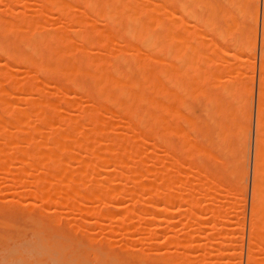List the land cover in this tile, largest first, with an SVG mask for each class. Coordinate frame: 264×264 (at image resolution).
I'll use <instances>...</instances> for the list:
<instances>
[{
	"label": "bare ground",
	"instance_id": "obj_1",
	"mask_svg": "<svg viewBox=\"0 0 264 264\" xmlns=\"http://www.w3.org/2000/svg\"><path fill=\"white\" fill-rule=\"evenodd\" d=\"M176 1L177 0H0V7L1 6L5 7V8H0V59L4 62L2 63L0 61V79L2 78L3 80V83L0 84V93L1 91L5 92L7 90L9 91V93L10 91L13 92V95L7 94L8 96L5 99L0 98V121L5 122L2 126L3 128L0 127L1 128L0 129V142H1L0 143V174L4 176L3 182H6V184H8V187L10 188L11 190L10 194L15 195V196H20L22 192L18 190V186L27 187L30 191V194L27 195L23 203H20L19 200L17 201L11 200L7 202L8 204L5 203L7 204L8 207H15V205H22V206L27 205L26 210L28 209V207H32V209L33 207H38L40 210L38 213L39 215L38 217L30 218L31 219L30 221H32V224L35 228V230H33V236H34V240H36V241H32V239L29 240L31 241L29 242V245L32 248V249L30 248L31 250L34 249L35 251H39V252L40 251L44 253L47 252L46 254L50 252V255L55 252L54 254L57 255V254L62 253L64 250L68 248L71 249V247L72 248L74 247V251L76 252H78L80 249L88 248V250H90L92 254L94 255L93 258L96 261V262L94 261V263L96 264H126L117 255H113L111 251L105 249L106 245L107 247L112 248L110 244L111 240L109 238H107L105 235H101L99 237L92 236L84 232L83 230H79L77 228V225L89 226V227H92L94 223L95 225H97L101 221V219L109 218V216L113 215L112 209L110 208H116L123 199L125 198L128 199L129 195H130L129 198L131 197L130 199L135 197V201L133 203H136L137 200L139 199H144L146 196L153 195L154 196L153 198L155 197L163 198V200L161 201L154 200L153 202H150V204H145V205L142 204V206H139V207L138 205L135 204V206H131V209H130L131 211L128 210L129 214L134 215L136 214L135 212H137L138 216H139V213L156 216L159 210L161 209L165 210V206H166L165 204L166 202H168L166 201L168 197L166 196L167 198H165V195H164L165 193L163 192L164 194H162L163 190L161 188H156L154 186L155 187L154 189L153 187L154 183L152 184V181L157 182L159 179L160 181H163V182L165 181V180H161L162 177H160L159 171L157 170V166L161 165L159 163L161 162L159 161L160 159L157 158L158 152H159L158 150H160L161 148L157 150L156 148L157 143L159 141L160 142L163 141L160 139H165V141L168 142L166 143L163 141V144L166 143L165 145L166 148L167 146L172 147L174 144L173 145L171 144L172 141L170 142L169 137H171V134L172 136L173 134H176L174 133L176 131H174V129H171L170 133L166 137L164 136L163 138V135L161 136V132H163L161 131V128H164L165 130L167 128L166 125L169 128L172 127V125H169L167 122L170 121L169 119L172 120L173 118L170 114H169L170 116L168 117V119L166 118L167 116L164 117V115H168V114H164L163 115L164 118L162 117L163 119L160 116L161 115L160 112L162 111L161 108H163V110L166 112L167 110H170L173 107H176L174 106V103L176 104L178 100L175 102V99L173 100L171 99V97L175 96L176 98L177 96L179 98V96L176 95L177 93H175V95L172 94L173 91L176 92L178 90L175 87L176 91L169 90L172 95L167 93L168 96L171 95L169 98L171 99V102L168 100H166L165 102L162 99V94L164 92L166 93L167 91V84L170 87L172 86L174 87V85L176 86L177 83L175 84V81L178 76H176L175 78V74L179 75V73L175 71H174L175 74H173L172 67H174L177 64V63L174 64V62H172L173 60L165 61V63L161 62L164 60V58H162L161 55L165 52L168 55L169 53L168 49L171 48V46H173L174 44L173 42L174 41L176 42L177 40L176 39L173 41L174 37L177 38V35H173L172 33L174 31L173 30L174 29L173 20L175 18L174 13L176 12V11L174 12L173 9H174V6L178 4L179 2L178 1L175 4ZM180 1L183 2L182 0ZM196 1L200 6L202 5V7H204L205 11L207 10L208 12L207 14L209 15L212 14L213 17L212 18L210 17L212 19V20L210 19L211 22L213 21L214 15L218 16V14L219 13L221 14L223 11L222 6H221L222 4L220 5L216 2H211L212 0H196ZM246 1L249 3L252 0H249V1L246 0ZM246 1H245V7H247L248 5ZM192 2L191 4H193ZM223 3H227V0L226 2H223ZM228 3L232 4V2L230 1H228ZM198 4H197V7L199 6ZM24 5L30 6V7L24 8L23 7ZM187 5L189 6V3ZM239 5L236 6L237 9L238 7H240ZM18 7H23V10H17ZM245 7H242V8H245ZM247 8L244 9V11L245 10L248 11ZM248 9H250V7ZM253 10L255 12L256 9L253 8ZM249 13H250L249 11L248 13L246 12V14H248L247 16L250 17L251 22L247 29V33L245 34V40L247 38L248 41L250 39L252 40V38H254L257 33L256 32L257 29L255 27L256 22H253V16H252L254 13L252 12L250 13V15ZM206 20L204 19V21ZM214 21L216 22V19ZM57 22H61L62 24L58 25ZM183 22L186 23V20ZM183 22H180V23L183 24ZM223 22L225 24L226 21H223ZM177 23L179 24V22ZM262 23H263V28H264V21ZM186 25L187 24H185V26L184 24L183 25L180 24L181 28L183 26L186 27ZM209 29H211V26L209 27ZM216 30H218V28L215 29L214 32H216ZM182 31L185 34V29ZM220 32L221 31H219V33ZM181 34L182 36L181 38L179 37L180 40L178 41L179 42L181 41L183 43V48H180L182 46V43H180V46L178 44L179 47H177V50L178 48L182 50V54L180 50H179L180 51L179 53H177V51L175 53L177 54L176 56H178V54L179 56H181L180 57L181 59L178 58L180 59V61L183 60V58L185 57L187 58L188 53L186 54V52H184V50L186 49L184 46L186 44V47H188L187 46L188 42H186L185 40L188 39L187 36H190V35H184L182 32ZM79 41L83 42L84 44L83 45L73 44L74 42H79ZM179 42H176V43H179ZM237 42L239 44V41ZM196 46L197 45H195V47ZM251 49H253V47ZM216 50H214L213 53H217ZM185 51H188V50H185ZM194 52L196 53L197 51H194ZM251 52L252 51H250V53ZM195 53L194 55H197ZM189 54L191 57L193 53H189ZM174 56H175L174 54L173 56L171 55V57H174ZM262 56L263 57L261 58L263 62L262 61L261 62L263 63V65L260 63L261 64L260 71L262 68L263 72L261 73L264 75V53ZM195 58H197V56H195ZM175 60H177V57ZM215 60H216V57H215ZM215 60L214 61L210 60L213 62L211 66L212 68L210 67V69H213V70L209 69L210 72L214 71L218 67V65L217 66L215 65L218 63V62L215 63ZM169 62L170 63L172 62L174 65H171L172 64L171 63L169 64L171 67L168 65V68H164V66L166 67L167 65L166 63H169ZM183 62L186 65L185 61ZM7 63L19 64L22 68L21 74L23 73L22 71L24 70L23 76L19 78H13L14 74H12L10 69L6 67ZM161 64L162 65L165 64V65L161 67ZM184 64H182L181 66H184ZM29 68H33L35 72L34 74L35 77L43 81V83H41L39 86L32 85V83L29 80H27V78H30V77H27V78L25 77V74L27 73L26 71ZM184 68L181 67V69H184ZM174 70L177 71L176 68ZM184 72L186 73L187 71H185L184 69ZM197 72L200 73L199 70ZM205 72H202V73L208 74ZM172 76L175 78V81L173 80L172 82H170V80L174 79ZM187 76H189V71H188ZM195 76L198 77L197 74H195ZM191 78L192 77H190V80H192ZM184 79H181V82L183 81V84L187 82ZM186 79H189V78H186ZM190 80L188 81V84H190ZM195 80H198V78L197 79L195 78ZM173 82H174V85H173ZM192 82L193 81H191V84ZM171 83L172 85H170ZM193 83H195V81ZM260 83L263 84L262 82ZM181 84L179 83L178 85L180 86ZM261 84H259L260 88L258 90V96H259L258 103L260 102L261 105L258 104V107H260L261 110H263L262 108L264 107V104H263L264 103V85H261ZM173 87L172 89H174ZM183 87L184 85L182 86V88ZM243 87L244 86H242V88ZM197 90H194V91H197ZM227 92L229 91L227 90ZM54 93H61V96L63 97V99L60 100L61 106H60L59 113L57 112L55 113V109H56L55 106L57 105H53V101L51 100L49 96ZM249 93L250 91L246 93L247 99L249 97L248 96ZM239 94L241 93L239 92ZM211 95H214V94H211ZM75 96H78L79 99H82L83 101H77L78 99ZM230 96H233V95H231L230 93ZM244 96H242L243 99H245ZM211 97L213 98V96ZM209 98L210 97H208V99ZM162 100L164 102H162ZM225 100L226 99H224V101ZM12 101H18L21 103H25L26 107L19 110L18 112L14 111L12 108L1 109L2 106L10 107V104ZM208 101L210 102V100ZM212 101L213 102L216 101V106H217V102L219 101L215 99ZM233 101H236V100H233ZM239 101L240 100H238V102ZM161 102L164 104L167 103V105H164L162 107ZM244 102H246V100ZM178 104L179 103H177V106H179ZM260 108L257 110V113H259V115H256L257 117L256 125H258V127L256 126V130H257L256 133L258 134H256L255 137L257 136L256 138H257V143H258L256 146L258 147L259 145L258 149L255 152L256 155H254V159L256 162V164L254 163L256 165L254 166V169L256 171L258 169V165L261 167V165L264 163V150H263L264 148V133L263 132L264 131L263 132L261 131V128L264 129L263 128L264 127L263 126L264 125L263 124L264 110L262 111V114H263L262 115L260 113L261 111ZM33 111L34 113H32ZM38 111L39 113H37ZM100 111L104 112L103 117L98 116ZM170 111H173V109ZM30 114L31 116H33L34 121L37 124L46 123V127L50 126V123L52 120L53 123L55 122L56 126H53L55 128L52 127L53 130L51 129L50 132H45L47 134L40 133L42 136L38 134L39 131L35 130V132H29L28 134H25L26 135L25 137V135L20 133L17 126L14 129L12 124H10L9 122L8 123L6 122V121L15 120L17 115H19L20 118L17 121V124H19L22 121L29 118ZM114 117L117 118V121H118L117 122L118 124L115 123V125L116 124L117 125H116V128L114 127V129H119L117 127H120V128L122 127L123 129L125 127L126 129L127 128L132 129L134 131V134L133 135L129 134L130 136L128 134H125L126 136L124 135V136L118 137L114 135V132L109 131L107 125L110 123L111 119L114 120ZM161 119H162V122L164 121L163 123L161 122ZM184 125H187V124H184ZM243 125L244 124H242V126ZM179 126L180 128L178 129V126H177V129L183 138V134L181 133L182 127L181 125ZM244 126L246 127V125ZM239 127L242 128L241 124L239 125ZM228 128L229 127H227V129ZM246 129L244 130L242 129V131H245ZM167 130L169 129L167 128L166 131ZM229 131H231L230 128H229ZM229 131L227 130V132ZM73 132L77 134L80 133L81 135L79 134L78 135L81 139L77 141V140L69 138ZM183 132L185 133V130ZM236 132H239V129L236 128ZM18 133L20 135H17ZM234 133L235 131L233 132V134ZM225 134L223 133L222 136ZM37 139L38 140L41 139L44 142V147L40 150H36L35 148L37 146V141H36ZM183 140H185V142L187 141L185 138H183ZM217 140H219L218 137H217ZM226 140H229V139H226ZM141 141L144 144V146H142V148H139V144ZM188 141H191V140L189 139ZM222 141H224V139ZM177 143H178L177 146H179L180 143L179 142ZM186 144L187 143H185L184 145L186 146ZM192 144H194V142L191 143V145ZM145 145L152 146L153 147L152 151L154 152L155 150H157L158 152L157 151L154 152V156L151 155L152 151L147 149V146ZM182 145H180L181 149L182 148L183 150L184 148L186 149L187 146L185 147ZM88 146H96V147H92L88 149ZM188 146H190V144ZM195 146H196V143H195ZM109 147L113 148L112 152L110 153L107 152V149ZM197 148L199 149V151L201 150L200 146L198 145L196 146V149ZM229 148H230V145H229ZM147 151H150V152H148L147 154ZM167 153L169 154V152ZM207 154L209 153L207 152ZM242 157L244 158V156ZM4 158L8 161L7 165L1 164V161ZM142 158L146 159L147 163L142 162L141 161ZM188 158H189V155H188ZM200 158H202V156ZM43 161L52 162L54 164L62 163L64 164V169L60 170L58 166L54 167L51 165H47V166H42L41 167L42 170L35 171L36 166L44 164ZM73 161L75 162L74 164H77V162L79 161L78 165H76V166H80L79 170H74L77 168H73L75 166L71 164ZM242 161L244 163L245 158ZM190 164H191V161L189 162V165ZM200 164L201 163H199V165ZM71 165L73 167H71ZM105 166H109L110 169L104 168ZM152 166L155 168V170L153 168V171H152ZM221 166H222V163H221ZM260 169H258V171L260 170L259 174H261V171L263 168L261 167ZM110 170H112L113 172ZM110 172L111 174L114 173L112 177L109 176ZM196 172L197 171L195 170V173ZM86 173L95 174L97 177H99V178L96 177L95 178L96 180L91 178L90 185L87 187L86 185L82 186L81 181H80ZM104 175H106L107 177H105ZM206 175L207 174L205 173V177ZM152 176H154L153 177L154 180ZM209 176L211 175H209L208 173V177ZM218 176L220 177L221 175H218ZM201 177H204V176H201ZM177 178L179 177H176V179ZM203 179H206V178H203ZM213 179L211 178L210 180H213ZM253 179L259 180V178H253ZM254 180L252 182L253 187L251 190L252 196L254 198H251V199L255 201L253 202V204L254 203L255 204L254 205L252 204L253 207L251 206L252 208L250 212L251 221H249L251 225L250 230L252 227L251 231L253 233H250L249 235L251 236L249 237L250 240H249V245H248L249 246L248 247L249 256L247 257L246 262L247 264H264V261L262 259L260 260L259 258L256 257V253L259 254L262 252V250H264V196L262 197V194H261L264 188L263 187L264 184L262 183V181L264 180L260 179L261 184L258 180H256L255 182ZM180 181L181 179L179 180V182ZM190 181L191 180L184 178V180L181 182L183 184L182 186L187 188V191L184 196V202H185L184 204L187 205V207L186 208L184 207L185 209L184 208L182 209L179 208V210L175 209L177 210L176 212L177 214L190 213V212H193L195 208H199V210H202L200 209L202 208V206H199V201L194 196L195 190L193 191L194 188H192L193 185L190 184ZM193 181L196 182V179H194ZM128 183H131V185H128L129 187H127ZM217 183L220 184L218 180L216 184ZM205 184H206V181H205ZM57 187H61V189L60 190L55 189ZM203 187L205 188L204 185ZM206 187L208 188L209 186H206ZM159 189L161 192L159 191ZM239 189L240 188H238V190ZM2 191H6V190L3 187L0 188V195ZM202 191L204 192V190ZM166 194H168V192ZM124 195H127V196L125 197ZM173 195L175 194L171 193L169 197L172 198ZM80 200L84 201L85 204H82L81 202H79ZM92 201L94 202L100 201L101 203H103V207L105 208L106 213L99 214L98 212H96L97 209L92 207V205H86V203L91 204ZM60 208L65 210L64 212L66 215L75 214L77 216V217L75 216L73 219L74 223L68 226L76 232H79V233L81 232L82 235L89 240L90 244L88 247L83 245L81 241L76 242L74 240H70L66 235L63 234V232H60V231L53 232L52 230L48 229V225L50 223H57L56 225L61 223V219L63 216L61 214L62 211H60ZM203 208H206V206H204ZM213 208L214 207H212L211 210H213ZM215 213L214 214L212 213V216L210 214V219L212 217L211 222L212 221L218 222L220 220H223L224 218L223 215L218 214V213H216L217 214L216 215ZM166 214L170 218H172V214H174V212L170 211L168 213L167 211ZM194 215L196 216V214ZM138 216L135 215L136 219L138 218L137 221L139 220L142 221L141 224H147L149 220L152 221L150 218L152 219L155 218V217L150 216V218L147 221L146 219L145 220H142V218L139 219ZM195 216L193 218H195ZM196 217L199 218L200 216L199 217L196 216ZM88 218L93 219V221L92 222L90 220L88 221L87 220ZM137 223L131 224L132 227L130 228L131 230L133 229L134 232L137 231V229L139 231L141 230V227L139 229V226H138L140 221ZM169 223H170L169 221L166 222V224H169ZM2 228H4V226ZM29 230L30 229L26 231H29ZM194 230L196 231V229ZM218 232L219 231L214 232V233L216 234ZM148 237L150 238V235ZM152 237L153 235L151 236V238ZM63 238L69 241L68 243L67 241H65L68 244L67 246L62 245L63 243L61 239ZM65 239H63V241ZM8 240L10 239L8 238ZM10 242H12V240ZM10 242H7V243H10ZM22 242H25V241H22ZM174 242H177V240L175 239ZM16 245H19V244H16ZM187 246L188 245H186V247ZM6 247L8 246L6 245ZM17 248L21 250V248H19L18 246ZM3 250H6V248L5 249L3 248ZM8 250L5 254L9 253ZM23 250L21 251L23 252ZM5 254L1 256L3 257V259L5 258L4 256ZM28 254L29 252H27V255ZM33 254L35 255L37 253H33ZM63 254L64 253H62V256ZM80 255L81 254H78V257H77L78 259L79 257H81ZM135 255H136L137 260L139 261L142 260V255H140L139 253ZM181 255H182L181 257H183V255L185 257V254H181ZM32 256L33 255H31L30 258ZM57 256L54 259V261L56 260V263L58 264L60 263V261L62 262L63 259L62 260L60 259V257H62L61 254L58 258ZM70 256L67 258L70 259ZM52 257H53L52 255L49 256V258H52ZM81 258L83 259V257ZM23 259L25 260L27 258H23ZM23 259H21V261ZM38 259H42V258L38 257L37 261ZM75 259L76 258L72 260L77 262V259L76 260ZM24 260H23V264H25ZM177 260L178 259H176L175 261ZM0 261H1V258H0ZM15 261L13 262L14 264H16ZM183 261L184 260H182V262ZM6 262H4V264ZM10 262L12 264V259ZM86 262H88V260ZM187 262L188 261H185L186 264ZM27 263H30V262L27 261ZM65 263L69 264L68 261H66ZM65 263L62 262L60 264H65ZM89 263L91 264L93 262H89ZM36 264H40V263H36Z\"/></svg>",
	"mask_w": 264,
	"mask_h": 264
},
{
	"label": "rangeland",
	"instance_id": "obj_2",
	"mask_svg": "<svg viewBox=\"0 0 264 264\" xmlns=\"http://www.w3.org/2000/svg\"><path fill=\"white\" fill-rule=\"evenodd\" d=\"M182 1L184 2V0H182ZM190 1L185 0V2L183 3L180 0H177L175 2V4L177 2H178V4H176L174 6V9H173L174 12L175 11L176 12L175 13L173 12L175 18L173 20V23H174L173 24L174 25L173 30L174 31L172 33H173V35H177V38L174 37L173 41L177 39L176 42H179L178 40H180V38L182 36L181 32L184 34V32L182 30L185 29L184 35H190L191 37L187 36L188 39L189 38L190 39H189V41H188V39L185 40L186 42H188V44H187L188 47H186V44L184 42V44H185L184 47L186 48V49L185 48L184 49L188 50V51L184 50V52H186V54L187 53L188 54L193 53L192 56L190 57V54L189 55L187 54V58L185 57V58H183V60H181L182 62L185 61L186 65L184 64V62L182 63L180 61L181 56H179V54H178L179 57L176 56L177 55V54H175L176 51H177V53H179L181 51V54H182V50H180L179 48L177 50V47H179L180 43H182L181 41L179 43H176L174 41L173 43L174 44L176 43V44H175V46L173 44V46H171V48L168 49L169 50V53L167 51L168 55L166 54V52L163 53L164 55L163 54L161 55V57L164 58V60L161 62L165 63V61H169V60L172 61L173 60L172 62H174V64L177 63L176 64L177 66L175 65L176 67L175 66L172 67V70H173V74H175V72L179 73V75L175 74V78H176V76H178L176 79L177 82L175 81V78L173 76L172 77L174 79L171 78L172 80H170V82H172L174 80L175 84L177 83L175 86L174 82H173L174 87L173 86L172 87L174 89H172V87H170L167 84V91H166V93L164 92L162 94V99L165 102H166V100L171 102V99H173V100L175 99V102L178 100L176 102V104L174 103V106H176V107L172 108L173 111H170L172 109L167 110L168 113H167V111L165 112L163 110V108H161L164 113L162 111L160 112L161 118L163 117L164 114H168V115H164V117L167 116L166 118L168 119V117L171 115L172 118L174 119V120L169 119L170 121L167 120L168 121L167 123L169 125H172V127L175 125L174 126L175 128L174 127L169 128L167 125H166V127L169 130L166 131V129H167L166 127H165L166 128L165 130H164V128H161V131L165 132V133L161 132V136L163 135V138H164V136L166 137L170 133L171 129H174V131H176V132H174L176 134H173V136L171 134V137H169L170 142L172 141L171 144L172 145L174 144V145L173 146L171 145L172 147L167 146V148H166L165 145L168 142H166L165 139H160L166 143L163 144V141H161L162 143L160 141L157 143V146H158V147L156 146L157 150L159 148H161L160 150H158L159 152L157 150H155V148H154V150H155L154 152H156V151L158 152L157 158H159L160 159L159 161H161V162H159L161 165L158 164L159 166H157V170L159 171L160 177H162L161 180H165V181L163 182V181H160V179H159L157 182L152 181V184L154 183L153 187L155 186L156 188H161L163 190L162 194L165 193L164 194L165 198L168 197L166 200L168 202H166V204H165L166 206L164 205L165 210L164 209L159 210V212H157L156 216L146 215L144 213H142V214L139 213V216H138L137 212H135L136 214H134V215L129 214L128 210L131 209V206H135V204L138 205V207H139V206H142V204H144V205L150 204V202H153L154 200H159V201L163 200L162 197L161 198H156V197L153 198L154 196L152 195V196H146L144 199H139V200H137L136 203H133L135 201V197L130 199L131 197L129 198V196H130L129 195L128 199H130V200L125 198L120 202V204L116 208H110V209H112L113 215L109 216V218L101 219V221L97 225H95V223H94V225L91 223L93 225L92 227L77 225V228L79 230H83L84 232H86L92 236L99 237L101 235H105L107 238H109L111 240L110 244H111L112 248H109L106 245L105 249L111 251L113 255H117L126 264H141V263H143V264H186L185 261H188L187 264H217V263L218 264H247L246 261H247V257L249 256V248H248L249 246L248 245H249V240H250L249 237H251L249 235H250V233H253L251 231L252 227L250 230L251 225H250L249 221H251V219H250V217H251L250 212L252 209L251 206H252L253 202H255L251 199V198H254L252 196V192H251L252 187H253L252 182L254 180L253 178H259V180L258 179H256V180H258L260 182V184H261L260 179L264 180V177H263L264 176V165H263L264 163L261 165V167L263 168L261 171V174H259V171L261 170L260 169L261 167L259 165H258V169H260L259 171H258V169H257V171L254 169V166H256L254 155H256L255 152L259 147V145H258V147L256 146L258 143H257V138H256L257 136L255 137V135L258 134V133H256V131H257L256 126L258 127V125H256L257 124L256 123L257 122L256 121V119H257L256 115H259V113H257V110L260 108V107H258V104L261 105L260 102L258 103V101H259L258 100V97H259L258 96V90L260 88L259 87V84H261L260 82L263 83L261 85H264V82H263L264 81V78H263L264 75L261 73V72H263L262 68L260 71L261 64L263 65V63H262L263 61H262L261 57H263L262 55L264 53V48H263V46H264V44H263V42H264V34H263L264 31H263V29L264 28H263V23H262L264 21V0H259V1L258 0H255V1L252 0L253 2L251 1L249 3L246 0H239L241 3L238 0H233V1L227 0V3H223V2H226V0H222V2H221V0H212L211 2H216L220 5L222 4L221 6L223 9V11H222L223 14L219 13L218 16L214 15L212 22L210 21V19L213 17L212 14H210L211 16L209 14H207L208 13L207 10L205 11L204 7H202V5L200 6L196 0H192L193 2L191 1L194 5L191 4ZM228 1L232 2V4H229ZM245 1L248 4L247 7L248 8L250 7V9L245 7ZM233 2H234V4H233ZM188 3H189V6L187 5ZM255 3H256V5H255ZM197 4L200 7L199 6L197 7ZM242 4H243V6H242ZM238 5L240 7H238V9H237L236 6H238ZM23 7L28 8L30 6L24 5ZM23 7H18L17 10H23ZM242 7H245V8H242ZM0 8H5V7L1 6ZM185 8H186V10H185ZM246 8L250 13H252V12L254 13L252 15L253 16V22H256L255 27L257 29L256 30L257 33H256L255 37L252 38V40L250 39L249 41L247 40V38H246L247 41L245 40V34L247 33V29H248L250 22H251L250 17H248L247 16L248 14H246V12L248 13V11H246V10H245L246 12L244 11V9H246ZM253 8L256 9L255 12H254ZM183 9H184V11H183ZM239 9H241V10H239ZM250 13H249V15H250ZM220 16L221 17L223 16L224 18L223 17L221 18ZM218 17H220V18H218ZM204 19L205 20L207 19V20L204 21ZM215 19H216V22L214 21ZM230 19H231V21H230ZM181 20H183V21L186 20V23L181 21ZM223 21H226L225 24ZM177 22H179V24ZM180 22H183L184 26H185V24H187L186 27L183 26L184 29H183V27L181 28L180 24L181 25H183V24ZM216 23H217V25H216ZM57 24L61 25L62 23L57 22ZM175 25H177V26H175ZM210 26H211V29H213V28L217 29L218 28V30H216V32H214L215 29H213V30L209 29ZM178 30H180L181 32ZM192 31H194V32H192ZM212 31L216 34H214ZM219 31H221L220 32L221 35H220ZM229 31H230V33H229ZM174 33H176V34H174ZM222 33H223V35H222ZM224 34H225V36H224ZM237 41H239V44ZM236 42H237V44H236ZM240 42H241V44H240ZM73 44L74 45H83L84 43L79 41V42H74ZM115 44H117V43H115ZM178 44H179V46H178ZM195 45H197V46L195 47ZM250 45H252V46H250ZM238 46H239V48H238ZM252 47H253V49H251ZM180 48H183V43H182V46ZM193 48H195V49H193ZM216 49H218V50H216ZM170 50H171V52H170ZM198 50H199V52H198ZM214 50H216L217 53H213ZM194 51H197V52L195 53ZM250 51H252V52L250 53ZM224 52H225V54H224ZM194 53L197 55H194ZM212 53H213V55H212ZM173 54L175 56L171 57V55L173 56ZM233 54H234V56H233ZM195 56H197V58H195ZM176 57H177V60H175ZM215 57H216V60H215ZM162 58H161V60H162ZM178 58H180V59H178ZM210 60H212V61L215 60V63L218 62L217 64H215L216 66L218 65V67L215 69L216 71L214 70V71L210 72V70H213V69H210V67L213 64V62ZM0 61L2 63H4L1 59H0ZM171 63L170 62L166 63L167 64L166 67L164 66L165 64L164 65L161 64V67L164 66V68H168V65ZM174 64L172 63L171 65H174ZM182 64H184V66H181ZM6 67H8L10 69L11 73L14 74L13 78H19V77L23 76L24 70L22 71L23 73L21 74L22 68L19 64L7 63ZM181 67L182 68L186 67L184 69H185V71H187L186 72L187 74L184 72V69H181ZM173 68L174 69L176 68L177 71L174 70ZM202 68L204 71L202 70ZM198 70L200 71V73L197 72ZM162 71H163V69H162ZM188 71H189V76H187ZM205 71H207V72H205ZM26 72L27 73L25 74V77L26 78L30 77V78H27V80H29L32 83V85L39 86L41 83H43L42 80L35 77V75H34L35 72H34L33 68H29ZM202 72H205L208 74H204ZM195 74H197L198 77H196ZM184 77H185V79H184ZM190 77H192L191 78L192 80H190ZM194 77L196 79L198 78V80H195ZM261 77L263 80L261 79ZM186 78H189V79H186ZM162 79H164V78H162ZM181 79H184L185 81H187L186 82L187 84L186 83L183 84V81L181 82ZM189 80H190V84H188ZM191 81H193V82L195 81V83L192 82V84H191ZM2 83H3V80L1 78L0 84H2ZM179 83L180 84L182 83V84L179 86L178 85ZM170 85H172V83ZM183 85H184V87L182 88ZM188 85H190L191 87ZM241 85L244 87L242 88ZM175 87L178 89L177 90L178 92L176 91ZM189 87H190V89H189ZM240 87H241V89H240ZM180 88H182L183 90ZM230 89H232V90H230ZM169 90H171V91L175 90L176 92L173 91L174 93L172 92V94L175 95V93H177L176 95H178L179 98L177 96L175 98V96H174V97H171V99H169L170 96L172 95ZM194 90H197V91H194ZM227 90L229 92H227ZM237 90L241 94H239V92ZM247 91L248 92L250 91V93L248 95L249 96L248 99H247V94H246V93H248ZM167 93L171 94V95L168 96ZM187 93H188V95H187ZM199 93H201V94H199ZM210 93L214 94V95H211ZM230 93L233 96H230ZM7 94L13 95V92L10 91V93H9L8 90L5 92L1 91L0 98L5 99L8 96ZM250 94H251V96H250ZM163 95H165V96H163ZM222 95H223V97H222ZM235 95H236V97H235ZM49 96H50L51 100L53 101V105H57V106H55V108H56L55 113L56 112L59 113L60 106H61L60 100L63 99V97L61 96V93H54V94H51ZM204 96H205V98H204ZM211 96H213V98ZM242 96H244L245 99H243ZM31 97H33V96H31ZM75 97L78 99V100L76 99L77 101H83L82 99H79L78 96H75ZM208 97H210V98L208 99ZM220 97H222V98H220ZM237 97H239V98H237ZM211 99L212 100H214V99L218 100L220 103L217 102V106H216V101L213 102ZM224 99H226V100L224 101ZM237 99L240 101L238 102ZM163 100H162V102H164ZM208 100H210L211 103ZM233 100H236V101H233ZM241 100L243 103L241 102ZM245 100H246V102H244ZM177 103H179L178 104L179 106H177ZM168 104H169V102H168ZM218 104H220V105H218ZM164 105H167V103L166 104L162 103V107ZM24 107H26L25 103H21L18 101H12L10 104V107L2 106L1 109L12 108L14 111L18 112L19 110L23 109ZM262 109L264 110V107ZM260 110H261V108H260ZM263 110L260 111L261 114H262ZM190 111H191V113H190ZM172 112H174L175 114ZM206 112H207V114H206ZM32 113H34V111ZM37 113H39V111ZM31 114H30V116H31ZM174 115L175 116L177 115L176 116L177 118ZM30 116H29V118H27L26 120L22 121L19 124H17V121L20 118L19 115H17L15 120L6 121V122L7 123L9 122L10 124H12L14 129L17 126L20 133L23 135L28 134L29 132H35V130L39 131L38 134H40V133L47 134L45 132H50L52 127L56 126L55 122L53 123L52 120H51L49 127H46V123L45 124H37L34 121L33 116H31V117ZM98 116L103 117L104 112L100 111ZM162 119H161V122H162ZM114 120L111 119V121L107 125V127H108L109 131L114 132L115 136L120 137V136H124L125 134H128V135L134 134V131L132 129H128V128L126 129L125 127L123 129H122V127L121 128L117 127L119 129H114V127L116 128V125L118 124L117 118L114 117ZM188 120L190 121V123ZM4 123L5 122L0 121V127L1 128H3L2 126ZM115 123H117V124L115 125ZM197 123H199V124H197ZM206 123H207V125H206ZM184 124H187V125H184ZM238 124L239 125L241 124L242 128H240ZM242 124L246 125V127L244 125H243L244 126L243 127ZM263 124H264V121H263ZM179 125H181V127H182L181 133L183 134V138H185L187 141L190 139L192 142L191 141L185 142V140H183L181 134L178 131V129L180 128ZM237 125H238V127H237ZM177 126H178V129H177ZM193 126H195L196 128ZM227 127H229L231 131H229V128L227 129ZM53 128H55V127H53ZM236 128L239 129V132H236ZM246 128H248V129H246ZM226 129L229 132H227ZM242 129L243 130L246 129V130L242 131ZM257 129H259V128H257ZM184 130H185V133L183 132ZM234 131H235V133L233 134ZM261 131L263 132L264 129L261 128ZM261 131H259V132H261ZM77 132H79V131H77ZM223 133L224 134L226 133V134L222 136ZM78 134L81 135L80 133H78ZM78 134L73 132L69 138L78 141L79 139H81ZM17 135H20V134L18 133ZM176 136H177V138H176ZM25 137H26V135H25ZM217 137L219 140H217ZM178 139H180V140H178ZM223 139H224V141H222ZM226 139H229V140H226ZM36 141H37V146L35 147L36 150L42 149L44 147V142L41 139H39V140L37 139ZM212 141L215 143H213ZM177 142L180 143L179 146H177L178 145ZM184 142L187 143L186 144L187 147L184 145L185 144ZM190 142L191 143L194 142V144H192L194 146L196 143V146L197 145L200 146V149L202 151L201 150L199 151L198 148L196 149V146L195 147L192 146ZM189 144H190V146H188ZM180 145L185 146L186 149L185 148H184V150H183V148L181 149ZM229 145H230V148H229ZM142 146H144V144L141 141L139 144V148H142ZM145 146H147V145H145ZM255 146H256V148H255ZM50 147H51V145H50ZM50 147H48V148H50ZM92 147H96V146H88V149H90ZM193 147H194V149H193ZM112 149H113L112 147H109L107 149V152H109V153L112 152ZM147 149L152 151L153 147L149 145V146H147ZM227 149H229V150H227ZM231 150H233V151H231ZM263 150H264V148H263ZM148 152H150V151H147V154H148ZM154 152L152 151L151 155L154 156ZM167 152H169V154ZM188 152H189V154H188ZM196 152H198V153H196ZM207 152L209 154H207ZM188 155H189V158H188ZM148 156H150V155H148ZM148 156H147V158H148ZM155 156H157V155H155ZM201 156H202V158H200ZM204 156H206V157H204ZM242 156H244V158H245L244 163L242 161L244 159ZM189 160L191 161L190 165H189V162H190ZM141 161L144 163H147L146 159H144V158H142ZM43 162H44V164L38 165L35 167V171H40V170H42V168H41L42 166H47V165H51L54 167L58 166V168L60 170L64 169V164H62V163L54 164L52 162H46V161H43ZM78 162H77V164H74L75 163L74 161L71 163V164L75 165L74 167L71 165V167L77 168L74 170H79L80 166H76V165H78ZM199 163H201V164L199 165ZM221 163H222V166H221ZM1 164L7 165L8 161L4 158V159H2ZM104 168L110 169L109 166H105ZM153 168L154 167L152 166V171H153ZM217 168H218V170H217ZM255 168H257V167H255ZM112 170H110V171H112ZM130 170H132V169H130ZM154 170H155V168H154ZM195 170L197 171L196 172L197 174L195 173ZM199 172L202 174H200ZM230 172H231V174H230ZM205 173L207 174L206 177H205ZM208 173L211 176L208 177ZM237 173H239V174H237ZM113 174H111V172H110V175L109 174H107V175L112 177ZM159 174H157V175H159ZM218 175H221V176L219 177ZM104 176L107 177L106 175H104ZM201 176H204V177H201ZM96 177L97 176L95 174L86 173L82 177V179L80 180L81 185L82 186L86 185V187L89 186L90 185V179L91 178L95 179ZM153 177L154 176H152V178ZM176 177H179V178L176 179ZM3 178H4V176L2 174H0V188L3 187L6 190V191H2L1 195H0V221H1L0 222V226H1L0 227V237H2V238H0V251H1L0 252V254H1L0 258H1V261H3V262L0 261L1 262L0 264H4V262H6L7 259L8 260L5 264H8L11 261V259H12V264H14L13 262L15 260H16L15 261L16 264H23V260H24L23 258H27L24 260L25 264L27 263V261L30 262L27 264H36V263H40V264L44 263L45 264V262H46V264H57L56 260L54 261V259L56 258L57 255H58L57 258L60 256V254L62 256V253H64L63 254L64 257L62 256V257H60V259L61 260L63 259V261H62L63 263H65L66 261H68L69 264H79V263L90 264L89 262L94 263V261H95L93 258L94 255L92 254V252L90 250H88V248L80 249L78 252H76V251H74V247L73 248L71 247V249L70 248L66 249L67 248L66 247L65 248L66 250H64L60 254L56 255V254H54L55 252L52 253L51 254L53 256L52 258H49V256H51L50 252L48 254H46L47 252L44 253L42 251H40V252L35 251L34 249L31 250L32 248L29 245V242H31V241H29V240H31V239H32V241H36V240H34V236H33V230H35V228L32 224V221H30L31 220L30 218L31 217L32 218L38 217L39 216L38 213L40 210L38 207H33V209H32V207H28V209L26 210L27 205H23V206L22 205H15V207H8L7 202H9L11 200L12 201L13 200H16V201L19 200L20 203H23L24 199L27 197V195L30 194V191L27 187H19L18 186V190H20L22 192L21 195L20 196L12 195V194H10L11 190L8 187V184H6V182H3ZM97 178H99V177H97ZM149 178H151V177H149ZM184 178L191 180L190 184L193 185V187H192V188H194L193 191L195 190L194 196H195V198L198 199L199 206H202V208H200V209H202V210H199V208H195L193 210V212H190V213H186V214H184V213L177 214L176 213L177 210H179V208L182 209L184 207L185 208L187 207V205L184 204L185 203L184 202V196H185V193L187 191V188L183 187L182 186L183 184L181 183L184 180ZM203 178H206V179H203ZM211 178L212 179L214 178L216 181L214 179H213L214 181L210 180ZM180 179H181V181L179 182ZM194 179H196V182L193 181ZM153 180H154V178H153ZM209 180H210V182H209ZM217 180L219 181L220 184H218V183L216 184ZM256 180H254V182ZM205 181H206V184H205ZM229 181H230V183H229ZM228 183H229V185H228ZM262 183L264 184V181H262ZM128 185H131V183H128L127 187H129ZM203 185L205 186V188L203 187ZM206 186H209V187L207 188ZM227 186H229L230 188ZM155 187H154V189H155ZM238 188H240V189L238 190ZM55 189L60 190L61 187H57ZM205 189H207V190H205ZM202 190H204V192ZM159 191H160V189H159ZM167 192H168V194H166ZM171 193L175 194L172 196V198L169 197ZM261 194L263 197L264 196V188H263ZM132 195H134V194H132ZM124 196L126 197L127 195H124ZM79 202H81L82 204H85V202L82 200H80ZM162 202H164V201H162ZM5 203H7V204H5ZM86 205H92V207L97 209L96 212H98L99 214L106 213L105 208L103 207V203H101L100 201H98V202L92 201L91 204L86 203ZM204 206H206V208H203ZM212 207H214L213 210H211ZM175 209H177V210H175ZM60 211H62L61 214L63 216L61 219V223H59L58 225H56L57 223H50L48 225V229L52 230L53 232H56V231L63 232V234L66 235L70 240H74L76 242L81 241L83 245L88 247L90 244L89 240L87 238H85L81 232H80L81 233L80 234L79 232L72 230L68 226V225H71L74 223L73 219L76 215L75 214L66 215L64 212L65 210L62 208H60ZM167 211H168V213L170 211L174 212V214H172V218H170L166 214ZM215 212L223 215V217H224L223 220H220L218 222H213V221L211 222L212 217L210 219V214L212 216V213L214 214ZM63 214H65V215H63ZM194 214H196V216H198V217L200 216V217L197 218ZM135 215L138 216L139 219L142 218V220L146 219L147 221L150 218V216L155 217V218L154 219L150 218L152 221L149 220L147 222V224H141L142 221L139 220L140 223L138 226H139V229L141 227V230L139 231L137 229V231L134 232L133 229L131 230V228H130V227H132L131 224H133V223L136 224L137 222H139V221H137L138 218L136 219ZM194 216H195V218H193ZM155 219H156V221H155ZM87 220L88 221L90 220L91 222L93 221V219H90V218H88ZM168 221L170 223L166 224V222H168ZM2 223H4V224H2ZM5 223H6V225L7 224L8 225L6 226ZM3 226H4V228H2ZM14 227L16 228V230ZM25 229L26 230L30 229V230L26 231ZM190 229H192L193 231ZM194 229H196V231ZM189 230H190V232H189ZM217 231H219V232L216 233L217 234L216 235L214 232H217ZM149 232H151V233H149ZM148 234L150 235V238L148 237L149 236ZM152 235H153V237L151 238ZM187 235L189 236L190 239L188 238ZM10 236H11V238H10ZM8 238L10 240H8ZM63 239H65V238H63ZM63 239H61L62 243H63L62 245L67 246L68 245L67 243L69 241L66 239L63 241ZM175 239L177 240L178 243L174 242ZM11 240H12V242H10ZM191 240H192V242H191ZM22 241H25V242H22ZM65 241H67V243ZM7 242H10V243H7ZM16 244H19V245H16ZM6 245L8 247H6ZM14 245H16V246H14ZM186 245H188L189 247L188 246L186 247ZM17 246L19 248H21V250H23L24 248L25 249L22 252L20 249L17 248ZM26 247H27V249H26ZM3 248L4 249L6 248V250H3ZM201 248H203V249H201ZM214 248H216V249H214ZM29 249H30V251H29ZM7 250L9 251V253L5 254L7 252ZM65 251H67V252H65ZM27 252H29L28 255H27ZM262 252L261 253L258 252L259 254L256 253V257L259 258L260 260L262 259L264 261V257H263L264 256L263 255L264 250H262ZM2 253L5 254L4 259H3V257H1V256H3ZM21 253H23L24 255ZM33 253H37V254L34 255ZM38 253H39V255H38ZM137 253L142 255L141 261L136 259L135 254H137ZM78 254H81L80 256L83 257V259L81 257H79V259H78L77 258ZM181 254H185V257H184V255H183V257H181L182 256ZM21 255H22V257H21ZM29 255L30 256L33 255V256L30 258ZM70 255H72V256H70ZM15 256H16V258H15ZM36 256H38L39 258H42V259H38V261H37L38 257H36ZM43 256H45V257H43ZM69 256H70V259L67 258ZM159 256H161V257H159ZM74 258L77 259V262L72 260ZM175 258L178 259L177 261L179 263L177 261H175L176 260ZM21 259H23V260L21 261ZM69 260H71V261H69ZM87 260H88V262H86ZM182 260H184V261L182 262ZM35 261H37V262H35ZM81 261H83V262H81ZM173 261H175V262H173ZM33 262H35V263H33ZM62 262L60 261V263H62ZM74 262H76V263H74ZM60 263H58V264H60ZM93 263H91V264H93ZM9 264H11V262ZM94 264H96V263H94Z\"/></svg>",
	"mask_w": 264,
	"mask_h": 264
}]
</instances>
